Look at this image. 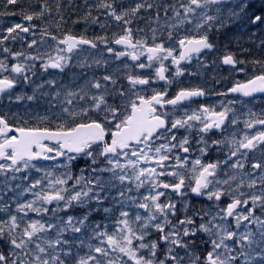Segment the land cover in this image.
I'll list each match as a JSON object with an SVG mask.
<instances>
[{
    "label": "snow or ice",
    "instance_id": "snow-or-ice-1",
    "mask_svg": "<svg viewBox=\"0 0 264 264\" xmlns=\"http://www.w3.org/2000/svg\"><path fill=\"white\" fill-rule=\"evenodd\" d=\"M0 264H264V0H0Z\"/></svg>",
    "mask_w": 264,
    "mask_h": 264
},
{
    "label": "rangeland",
    "instance_id": "rangeland-1",
    "mask_svg": "<svg viewBox=\"0 0 264 264\" xmlns=\"http://www.w3.org/2000/svg\"><path fill=\"white\" fill-rule=\"evenodd\" d=\"M18 19V17H16V18H2V19H0V22H8L9 20H17Z\"/></svg>",
    "mask_w": 264,
    "mask_h": 264
}]
</instances>
